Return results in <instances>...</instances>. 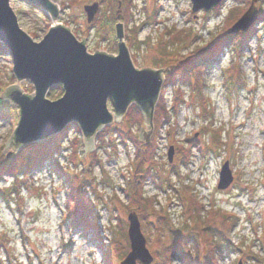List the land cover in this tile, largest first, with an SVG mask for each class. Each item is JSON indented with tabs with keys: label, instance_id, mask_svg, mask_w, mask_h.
<instances>
[{
	"label": "rangeland",
	"instance_id": "1",
	"mask_svg": "<svg viewBox=\"0 0 264 264\" xmlns=\"http://www.w3.org/2000/svg\"><path fill=\"white\" fill-rule=\"evenodd\" d=\"M95 1L52 0L59 9L56 23L69 27L88 53L95 54L99 49L117 56L118 43L105 39L98 28L89 29L84 7ZM251 1L226 0L213 10L194 11L192 0H132L128 14L117 10L122 15L125 42L138 69L166 67L170 60L167 56L196 53L226 32L238 36L242 32L229 31L252 5L257 19L249 29L255 28V32L245 46L234 52L236 45L232 43L208 68L200 70L189 86L176 80L178 87L175 83L172 91L166 86L169 72H165L160 97L169 121L160 120L158 125L153 122L148 143L140 140V117L143 123L145 119L135 105L122 121L115 119L106 127L130 128L140 143L150 144L156 152L151 160L160 179L153 172L137 171L135 144L125 146L111 136L102 142L100 133L105 129L94 137L95 148L87 152L85 137L76 124L58 135L62 138L50 145L54 154L30 169L25 178L1 176L0 189L4 193L0 194V264H104L108 249L112 260L121 264L131 249L128 215L132 211L138 214L127 206V195L133 188L139 197L151 199L154 205L153 209H144L148 214L145 222L139 216L154 263L160 254L166 255L171 264H179L180 259L201 264L209 256L206 246L211 241L215 264H264V20L258 21L259 12H264V0ZM10 7L19 27L36 42L55 24L50 14L46 12L43 17L19 0H12ZM108 13L107 5L101 4L96 22ZM176 33L178 44L174 45L169 36ZM13 73L11 55L0 51V97L17 85L33 95L31 81L18 82ZM62 96V89H51L46 98L55 101ZM5 102L2 110L14 113L0 117V161L14 156L7 154L8 142L19 122V108L11 101ZM173 102L176 110L169 111ZM133 107L138 114L130 112ZM108 109L114 113L110 102ZM171 147L172 163L168 159ZM56 162L74 175L68 177V184L65 177L53 172ZM226 162L234 182L228 189L219 190V172ZM74 183L90 213L76 227L65 218L75 203L74 195H69ZM200 207L207 237L184 246L183 253H173L169 229L161 227L154 210L169 218L177 231L184 232L196 228L198 213L192 212H198ZM229 211L235 217L225 220L223 226L224 220L219 217ZM226 234L230 245L223 238ZM162 244L166 248L161 249Z\"/></svg>",
	"mask_w": 264,
	"mask_h": 264
},
{
	"label": "water",
	"instance_id": "2",
	"mask_svg": "<svg viewBox=\"0 0 264 264\" xmlns=\"http://www.w3.org/2000/svg\"><path fill=\"white\" fill-rule=\"evenodd\" d=\"M12 0H0V42L13 58V72L18 82L31 81L35 93L27 94L21 86L8 88L2 99L19 108V122L13 138L8 142L7 154L15 155L21 148L47 141L77 124L85 137V150L95 148L94 137L114 120L122 121L132 105L144 117L140 140H150L155 109L164 86L168 68L135 67L129 48L124 41L122 15H118L116 37L117 56L97 49L87 52L69 27L56 23L59 9L52 0H19L48 13L55 24L40 41L24 32L10 7ZM193 9L210 11L223 0H192ZM100 10L95 2L84 11L88 24H92ZM253 5L231 28L229 34L247 32L257 19ZM166 72V73H167ZM62 87L64 95L56 101L46 98L47 93ZM114 113L108 109V103ZM174 149L168 159L173 162ZM229 163L220 173L219 190H226L233 183ZM128 237L131 251L121 264H152L154 257L147 247L138 214L128 215Z\"/></svg>",
	"mask_w": 264,
	"mask_h": 264
},
{
	"label": "trees",
	"instance_id": "3",
	"mask_svg": "<svg viewBox=\"0 0 264 264\" xmlns=\"http://www.w3.org/2000/svg\"><path fill=\"white\" fill-rule=\"evenodd\" d=\"M102 5L106 4L109 13L104 15L103 19L99 22H95L89 26V29H96L98 28L99 32H103L106 37L105 39H109L110 41H113L114 43H117L116 35H115V25L117 23V10L119 9V6L121 4V9L125 11L126 14L129 13L130 6L132 4V0H97ZM30 9H32L34 12H37L41 16L45 17V15L42 12H38L36 8L29 5ZM99 15V14H98ZM264 20V12H259L258 14V21L261 22ZM48 26V25H47ZM49 27V26H48ZM50 28V27H49ZM255 32V28H252L247 33H240L238 36H230L226 33H224L221 37L213 40L211 42V45L207 47H203L202 49H199L196 53H191L190 55H187L185 57L181 55H176L170 58L167 56L170 60L166 65V68L169 69V73L166 76V86H177L178 83H176V80H181L186 86H189V82H191L193 79L196 78V75L199 74L200 70H204L205 68H208L211 63L214 60L218 59L222 52L227 49L232 43H235L234 52H236L240 46L243 47L246 45L247 41L249 40L250 36ZM181 35V34H180ZM35 36V35H34ZM129 36V35H128ZM167 36V33H164V37ZM178 33L170 35L171 43L172 44H178ZM131 44V43H130ZM132 45V44H131ZM162 46H164V42L161 43ZM166 45V44H165ZM0 51L7 53V49L0 43ZM196 82L194 80L191 83V86L195 85L193 84ZM176 83V84H175ZM175 84V85H174ZM182 84V83H181ZM53 89H62L61 87H55ZM163 99L160 101L155 114V122L158 125L160 120H164V123L169 121V116L166 114V106L163 103ZM2 106H4V102L0 99V117H6L9 115H12L14 113L13 111L7 112L6 110H2ZM174 108V106H173ZM172 108V109H173ZM176 110V106L174 108ZM139 113L135 107H133L130 112ZM129 115V114H128ZM164 118V119H163ZM128 119V116L126 117V121ZM128 122V121H127ZM140 122L143 124V119L140 117ZM79 130V128H78ZM107 136H111L114 138H118L122 140V143L127 146L128 142L135 144L137 148V160L135 162L137 171H141L144 169V173H154L157 177V179H160V176L158 175V168L155 166L154 161H152V156L155 155V150L152 149V146L149 144L140 143L138 140V137L133 133L132 129H121L119 126H113L110 128H106L103 133H100V137L102 138V142L106 139ZM62 137H54L51 140L43 143H35L28 145L23 151L19 152L18 154L14 155L11 160L3 159L0 161V178L4 175H10L12 177L18 178L21 177V179L25 178L26 175H28L29 170L36 168L37 165L43 164L48 156H51L54 154V151L50 149V145L59 141ZM60 146V144L56 145V147ZM151 150H153L151 152ZM7 158V157H6ZM59 163H55V168H53L54 173H58L61 177H65V182L68 184L69 179L68 177L74 176L69 172H66L61 169ZM23 174V175H22ZM140 177H142L140 175ZM74 192V193H73ZM69 191V195L72 198L74 195L75 203L73 204V209L69 210L67 212L66 218L67 220L72 221V225L74 227L78 226L82 223L84 219H88L90 213L88 207L84 204L85 201L80 196V191L76 183H74V191ZM128 192V191H127ZM72 194V195H71ZM128 198L130 200V204L127 205L129 209H134L138 212L141 220L143 222L146 221V218L148 214H145L144 209H149L150 207L153 209L154 205H152V200L147 198H141L139 197L138 190L136 188L131 189L128 192ZM190 208H194L192 205H190ZM197 209V208H196ZM203 209L200 207L198 212H192V214H197L196 219V228L188 229L184 232L177 231L174 226L172 225L169 218H166L163 214L158 213L156 210H154L153 214H157V220L158 223H161V227H166L169 229L170 238L172 240V246L170 247L175 248L174 252H180L184 246L190 245L193 242H196L200 237L206 238L208 228L207 226H204L201 222L202 217L199 215V213ZM192 216V215H191ZM220 219H223L224 221L221 223L223 226L227 223L225 220L230 219L231 216L222 213V215L219 217ZM84 224V223H83ZM222 233V232H219ZM161 234H165V230L161 229ZM223 234V233H222ZM228 236V237H227ZM223 238H225V242L230 245V238L229 235H224ZM201 240V239H200ZM175 246V247H174ZM207 252H209V256L207 255L206 258L203 259V262L201 264H215L213 261L214 255H215V247L213 242H207L206 246ZM161 249L166 248L163 244L160 246ZM226 246H222V249H225ZM206 255V254H205ZM184 257V256H183ZM105 263L104 264H116L112 260V253L111 250L108 249L106 251V257H105ZM191 260L185 259L183 262V259H180L178 262L179 264H192L190 262ZM154 264H171L169 260L167 259L166 255H160L158 254V262H155Z\"/></svg>",
	"mask_w": 264,
	"mask_h": 264
},
{
	"label": "bare ground",
	"instance_id": "4",
	"mask_svg": "<svg viewBox=\"0 0 264 264\" xmlns=\"http://www.w3.org/2000/svg\"><path fill=\"white\" fill-rule=\"evenodd\" d=\"M17 130V129H16Z\"/></svg>",
	"mask_w": 264,
	"mask_h": 264
}]
</instances>
